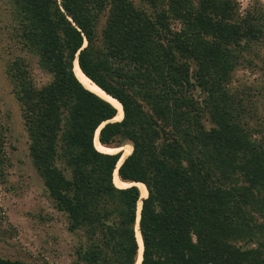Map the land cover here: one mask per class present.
Here are the masks:
<instances>
[{
  "label": "trees",
  "instance_id": "16d2710c",
  "mask_svg": "<svg viewBox=\"0 0 264 264\" xmlns=\"http://www.w3.org/2000/svg\"><path fill=\"white\" fill-rule=\"evenodd\" d=\"M145 2L150 10L132 0H0L7 48L34 53L51 74L38 86L23 60L10 62L19 65L10 76L31 162L75 237L72 264H137V211L139 264H264V242L238 243L262 228L253 221L244 229L243 207L264 194V148L226 111L213 109L206 128L199 108L177 98L192 85L193 62L196 84L211 88L205 61H217L211 53L226 36L179 0ZM168 17H193L194 36L172 29ZM198 23L216 33L213 42L201 37ZM76 61L119 102L121 120L113 121L116 106L79 81ZM158 84L173 97L159 94ZM132 88L151 92L150 113ZM96 139L106 149L130 142L132 151L124 158L98 148ZM5 143L0 123V175ZM211 165L229 171L220 179ZM133 182L144 184L146 197ZM0 264L30 263L0 257Z\"/></svg>",
  "mask_w": 264,
  "mask_h": 264
},
{
  "label": "rangeland",
  "instance_id": "374dc122",
  "mask_svg": "<svg viewBox=\"0 0 264 264\" xmlns=\"http://www.w3.org/2000/svg\"><path fill=\"white\" fill-rule=\"evenodd\" d=\"M179 1L182 10L189 8L208 16L203 18L218 26L226 40L211 53L217 61L214 64V61H205V67L211 75L208 79L214 82L211 88L203 89L196 84V66L193 62L190 64L192 74L189 75L192 85H185L182 95L178 94L177 98L191 101L199 108V119L206 128L211 125L209 118L213 117L216 110L226 111L251 141L264 148V0ZM132 2L150 10L151 5L145 0ZM179 14L185 15L182 12ZM192 18L168 17V21L172 29L183 30L190 37L194 36L195 29L190 25ZM5 19L9 18L0 17V123L4 128L7 156L4 174L0 175V257L30 264H72V244L75 237L66 232L65 217L54 208L31 162L28 134L10 76L19 65H11L10 62L15 59L23 60L38 86L49 81L51 74L41 67L34 53L19 45L7 48L12 42L2 30ZM197 29L203 39L213 42L216 33L214 35L211 32V27L198 23ZM113 81L118 85L124 84L117 78H113ZM131 93L141 102L142 109L150 113L153 109L150 106L153 103L151 92L132 88ZM158 93L173 97L160 84ZM117 109L116 117L121 120L122 108ZM182 109L184 110L183 106ZM213 109L214 112L211 113ZM118 150L125 158L131 153L132 145L126 142L115 152ZM211 168L218 175L229 171L221 170L220 167L214 169L212 165ZM220 175L219 178L222 179ZM257 197V203L243 207L244 221L247 223L243 226L244 229L253 221L255 228H264V194L260 193ZM248 213L251 216H246ZM253 226L249 225L251 229ZM261 229L253 238L250 234L254 232H244L241 235L244 238L238 243L247 247L256 240L264 242V230Z\"/></svg>",
  "mask_w": 264,
  "mask_h": 264
},
{
  "label": "bare ground",
  "instance_id": "6f19581e",
  "mask_svg": "<svg viewBox=\"0 0 264 264\" xmlns=\"http://www.w3.org/2000/svg\"><path fill=\"white\" fill-rule=\"evenodd\" d=\"M74 73L76 75V77L79 79V81L83 84L84 87H86L87 89L91 90L92 92L96 93L97 95H99L100 97L104 98L105 100L111 102L114 106L116 107H120L121 105L117 102V100H115L113 97H111L110 95H107L105 92H103L102 90H100L90 79H88L80 70V68L77 65V62L74 63ZM114 120H118L117 117L114 118ZM96 146L98 148H100L101 150L104 151H111V152H115L117 149H106L105 147H102L97 139H96ZM115 181L117 184H122L120 183L119 179L115 178ZM138 186L140 187L141 190V195L145 196L146 195V189L142 184H138ZM140 203V202H139ZM137 225V224H136ZM138 227V226H137ZM136 235L140 244V250H139V256H138V262L137 264H139L140 260H141V251H142V243H141V237H140V233L138 228H136Z\"/></svg>",
  "mask_w": 264,
  "mask_h": 264
},
{
  "label": "water",
  "instance_id": "95a60500",
  "mask_svg": "<svg viewBox=\"0 0 264 264\" xmlns=\"http://www.w3.org/2000/svg\"><path fill=\"white\" fill-rule=\"evenodd\" d=\"M77 62V61H76ZM78 65V64H77ZM79 67V66H78ZM112 97V96H111ZM119 103V102H118ZM98 141V140H97ZM99 143V142H98ZM100 144V143H99ZM101 145V144H100ZM117 152H119V150L117 151ZM131 184H133V185H136L137 186V183L136 182H133V183H131ZM141 184H143V183H141ZM144 185V184H143ZM146 189V188H145ZM146 193H147V190H146ZM146 196H147V194H146ZM145 196V197H146ZM145 197H143V198H145ZM142 198V197H141ZM140 207H141V200H140ZM140 210V209H139ZM137 220H136V223H137V226H138V230H139V224H138V222H139V211H137ZM139 233H140V231H139ZM140 237H141V235H140ZM141 243H142V240H141ZM141 253H142V251H141ZM138 258V257H137ZM140 263V262H139Z\"/></svg>",
  "mask_w": 264,
  "mask_h": 264
}]
</instances>
